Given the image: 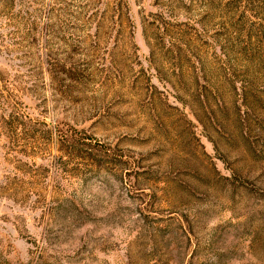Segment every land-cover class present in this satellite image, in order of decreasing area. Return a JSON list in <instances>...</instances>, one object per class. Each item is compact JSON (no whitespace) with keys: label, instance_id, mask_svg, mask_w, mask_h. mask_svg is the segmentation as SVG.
<instances>
[{"label":"rangeland","instance_id":"rangeland-1","mask_svg":"<svg viewBox=\"0 0 264 264\" xmlns=\"http://www.w3.org/2000/svg\"><path fill=\"white\" fill-rule=\"evenodd\" d=\"M0 264H264V0H0Z\"/></svg>","mask_w":264,"mask_h":264}]
</instances>
